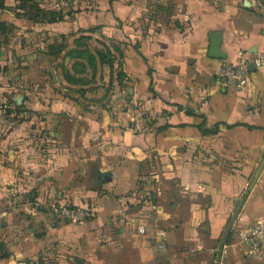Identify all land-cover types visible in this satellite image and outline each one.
<instances>
[{
	"label": "crops",
	"instance_id": "1",
	"mask_svg": "<svg viewBox=\"0 0 264 264\" xmlns=\"http://www.w3.org/2000/svg\"><path fill=\"white\" fill-rule=\"evenodd\" d=\"M41 7L62 17L32 23L0 9L12 26L5 41L0 35V264H215L264 157V68L248 64L239 89L215 73L240 51L264 46L260 7L250 0ZM102 42L116 49L111 73L97 59L66 54L82 47L94 55ZM76 62L82 72L72 70ZM34 202L92 214L52 219ZM259 220L264 164L218 264H264V244L250 255L234 244L238 227Z\"/></svg>",
	"mask_w": 264,
	"mask_h": 264
},
{
	"label": "built area",
	"instance_id": "2",
	"mask_svg": "<svg viewBox=\"0 0 264 264\" xmlns=\"http://www.w3.org/2000/svg\"><path fill=\"white\" fill-rule=\"evenodd\" d=\"M261 9L264 18V0H250ZM252 64L255 68H264V46L254 51H240L237 57L231 62H222L216 69L215 76L222 86L239 89L246 81V66ZM32 209H38L42 214L52 219H61L68 222H77L91 217L92 209L82 208L68 204H32ZM142 232V227H138ZM235 247L243 250L246 255L254 253L264 244V220H259L248 226H241L236 229Z\"/></svg>",
	"mask_w": 264,
	"mask_h": 264
},
{
	"label": "trees",
	"instance_id": "3",
	"mask_svg": "<svg viewBox=\"0 0 264 264\" xmlns=\"http://www.w3.org/2000/svg\"><path fill=\"white\" fill-rule=\"evenodd\" d=\"M43 0H13V6L6 7L4 5V0H0V9L8 10L12 13L13 17L17 19H24L30 21L32 23L37 22H50L60 19L62 17V13L60 10H46L41 7V3ZM12 26L9 23L4 21H0V35L2 37V41L7 39L8 34L11 32ZM48 49L52 54H58L61 50L60 46L58 45H48ZM115 50L109 47L104 42L100 43V48L94 52V55L87 50V48L76 47L68 50L66 54L68 56H74L78 58H83L85 63L92 64L93 59L96 62V59L100 65H106L111 73L112 63L116 58ZM120 68V65H118ZM84 68V63H74L72 66L73 71L80 70ZM119 68L115 69L117 80L120 79L121 72ZM69 79V78H68ZM71 81H82L81 77L72 78ZM83 84V83H82ZM112 89L111 84L109 83L106 87V92L108 93ZM0 257H6V254L0 251Z\"/></svg>",
	"mask_w": 264,
	"mask_h": 264
},
{
	"label": "water",
	"instance_id": "4",
	"mask_svg": "<svg viewBox=\"0 0 264 264\" xmlns=\"http://www.w3.org/2000/svg\"><path fill=\"white\" fill-rule=\"evenodd\" d=\"M248 67L249 68H251V67L253 68V65L250 63L248 65ZM263 164H264V157H263L262 161L260 162L259 166L257 167L255 173L253 174V177L251 178V180H250V182H249L246 190L244 191V193L242 195V198H241L238 206L236 207L235 211L233 212L232 216L230 217V219H229V221H228V223L226 225V228L224 229V231H223V233L221 235V238H220L219 244H218V248H217V251H216V256H215L216 263L215 264H218L219 257H220V253H221V249H222V246L224 244L225 238H226V236H227V234H228V232H229L232 224L234 223V220L236 218V215L239 212V209H240V207H241L244 199L246 198V196H247V194H248L251 186L253 185V183H254V181H255V179H256V177H257V175H258L261 167L263 166Z\"/></svg>",
	"mask_w": 264,
	"mask_h": 264
}]
</instances>
